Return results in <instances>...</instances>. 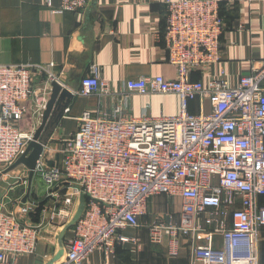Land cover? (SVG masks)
Segmentation results:
<instances>
[{
    "label": "built area",
    "instance_id": "obj_1",
    "mask_svg": "<svg viewBox=\"0 0 264 264\" xmlns=\"http://www.w3.org/2000/svg\"><path fill=\"white\" fill-rule=\"evenodd\" d=\"M90 4L91 0H61L60 10L80 13ZM166 11L165 43L176 79L140 77L116 90L102 78L99 66L91 65L80 89L71 93L96 96L102 102L110 99L112 111H85L77 131L62 141L61 163L38 162L35 173L59 199L52 218L73 214L76 192L87 200L64 259L55 264H89L97 250L113 254L118 244L128 241L121 231L140 227L149 200L160 195L181 199L180 221L174 223L170 215L168 224L154 222L152 243L160 244L162 235H167L174 245L170 244L171 254L176 255L177 238H191L190 264H260L264 62L231 86L224 70H216L222 63L221 38L226 31L219 3L168 0ZM54 68V64L0 62V166L16 163L33 141L34 133L20 127L31 111V100L43 112L51 85L66 88ZM194 75L203 78L195 80ZM36 77L46 80L39 91ZM153 95H176L180 112L173 117L135 118L132 98ZM193 101L200 103L198 114L188 110ZM38 209L31 203L0 211V264H20L21 257L36 254L40 227L22 220ZM228 215L231 227L225 220ZM203 217L204 226L198 224ZM217 235L224 240L220 250L213 247ZM203 239L206 245L197 244Z\"/></svg>",
    "mask_w": 264,
    "mask_h": 264
},
{
    "label": "crops",
    "instance_id": "obj_2",
    "mask_svg": "<svg viewBox=\"0 0 264 264\" xmlns=\"http://www.w3.org/2000/svg\"><path fill=\"white\" fill-rule=\"evenodd\" d=\"M49 1L51 6H48ZM167 1L91 0L86 11L71 13L60 10L61 0H0V62L8 65L54 64L61 83L71 92L80 89L82 79L93 64L99 66L102 78L116 90L126 81L140 77L162 76L166 80H175L176 69L169 64L165 43ZM216 1L226 25L221 38L222 63L216 70H224L225 78L235 87L240 77L252 74L264 62V0ZM194 77L203 78L201 75ZM45 84L44 77H36V91ZM34 102L32 99L31 111L20 123L21 129L30 134L35 133L42 123L43 112L36 109ZM130 105L135 118L145 114L154 118L173 117L180 112L176 95L134 96ZM112 109L110 99L102 102L96 96H74L40 160L49 166H58L62 141L77 131L78 119L83 113L111 112ZM204 109L210 110L208 103L204 104ZM188 110L191 114L200 113V103H189ZM15 164L0 166V211L37 204L38 213L22 221L40 227L36 254L21 257L19 263L49 264L54 261L55 264L64 259L66 244L74 237L76 225H69L80 206L82 194H74L75 205L69 218H52L53 211L60 207L56 191L47 187L42 189V179L35 173L25 203L30 172L24 165L12 169ZM172 200L175 202L174 211L170 210ZM86 203L85 198L84 212ZM181 204L179 197H152L147 215L140 219L141 226L121 231L128 241L118 244L113 254L97 250L89 257V264H190L191 238H177L176 255L171 254L169 236L162 235L160 244L151 241L150 227L154 222L168 224L172 215L174 223H179ZM259 204L264 207V196L260 197ZM225 220L231 227L230 215ZM198 224L205 225L204 217ZM258 239L259 263L264 264V226L260 228ZM197 244L206 245L207 241L203 239ZM171 246L174 248L173 243ZM223 246V238L215 236L213 247L220 250Z\"/></svg>",
    "mask_w": 264,
    "mask_h": 264
},
{
    "label": "water",
    "instance_id": "obj_3",
    "mask_svg": "<svg viewBox=\"0 0 264 264\" xmlns=\"http://www.w3.org/2000/svg\"><path fill=\"white\" fill-rule=\"evenodd\" d=\"M73 99L74 96L69 89L62 87L56 82L51 85V93L43 111L42 123L34 133L33 141L29 144L25 154L12 167L13 169L20 165H24L29 169V190L24 201L25 203L27 202L30 195L32 179L35 175L38 162L40 161L45 147L48 145L50 138L56 132L66 110L69 108ZM84 208L85 197L82 195L80 206L69 226H75L77 224L84 212ZM56 260L57 259H55V261ZM53 263L54 261L49 264Z\"/></svg>",
    "mask_w": 264,
    "mask_h": 264
},
{
    "label": "rangeland",
    "instance_id": "obj_4",
    "mask_svg": "<svg viewBox=\"0 0 264 264\" xmlns=\"http://www.w3.org/2000/svg\"><path fill=\"white\" fill-rule=\"evenodd\" d=\"M60 157H61V155H60ZM42 185V189H45L46 188V186L45 185H43V183L41 184ZM170 210H172V211H174L175 210V202L172 200L170 203Z\"/></svg>",
    "mask_w": 264,
    "mask_h": 264
},
{
    "label": "trees",
    "instance_id": "obj_5",
    "mask_svg": "<svg viewBox=\"0 0 264 264\" xmlns=\"http://www.w3.org/2000/svg\"><path fill=\"white\" fill-rule=\"evenodd\" d=\"M222 16H223V14H222ZM194 79H195V77H193ZM195 80H198V79H195Z\"/></svg>",
    "mask_w": 264,
    "mask_h": 264
}]
</instances>
